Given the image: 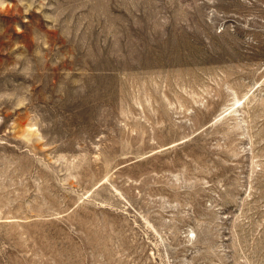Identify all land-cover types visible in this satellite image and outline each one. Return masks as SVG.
<instances>
[{
    "label": "rangeland",
    "instance_id": "374dc122",
    "mask_svg": "<svg viewBox=\"0 0 264 264\" xmlns=\"http://www.w3.org/2000/svg\"><path fill=\"white\" fill-rule=\"evenodd\" d=\"M0 264H264V0H0Z\"/></svg>",
    "mask_w": 264,
    "mask_h": 264
}]
</instances>
